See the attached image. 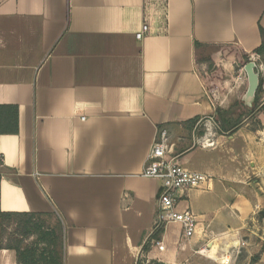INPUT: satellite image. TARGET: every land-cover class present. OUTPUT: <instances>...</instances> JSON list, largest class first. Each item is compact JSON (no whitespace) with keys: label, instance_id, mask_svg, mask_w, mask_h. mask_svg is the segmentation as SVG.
Masks as SVG:
<instances>
[{"label":"crops","instance_id":"crops-1","mask_svg":"<svg viewBox=\"0 0 264 264\" xmlns=\"http://www.w3.org/2000/svg\"><path fill=\"white\" fill-rule=\"evenodd\" d=\"M261 29L264 0H0V105L19 110V133L0 135V209L17 216L0 264H182L240 233L264 208V114L249 115L236 60L219 63L217 103L197 62L228 45L252 54ZM239 107L241 126L220 134L217 109ZM161 129L210 181L181 195L196 235L169 224L156 247L162 183L142 173Z\"/></svg>","mask_w":264,"mask_h":264},{"label":"built area","instance_id":"built-area-1","mask_svg":"<svg viewBox=\"0 0 264 264\" xmlns=\"http://www.w3.org/2000/svg\"><path fill=\"white\" fill-rule=\"evenodd\" d=\"M148 31V26H144L143 31L137 34V39L141 40ZM259 68L261 74L264 75V65H260ZM242 72L244 73V70ZM244 75L246 77L245 73ZM198 145L210 149L215 147V142L210 138L203 137L202 140L198 141ZM171 146L168 132L165 129L159 130L142 173L143 177L155 179L162 183L158 197L159 213L150 237L156 247H161L163 241L154 239V237L161 235L169 224H180L183 229V238L186 241L191 240L196 235L197 216L190 207L184 210L179 209L181 195L202 188L210 179L207 175L192 172L185 168L179 158L173 156Z\"/></svg>","mask_w":264,"mask_h":264},{"label":"trees","instance_id":"trees-1","mask_svg":"<svg viewBox=\"0 0 264 264\" xmlns=\"http://www.w3.org/2000/svg\"><path fill=\"white\" fill-rule=\"evenodd\" d=\"M262 36V45L255 50L252 54L246 53L238 45H228L221 48L217 56H213L204 60L203 62L209 63V70L201 74L203 81L207 87L208 93L211 96L212 100L217 103L219 93L222 88V82L224 78L223 70L221 69L219 63L222 60L232 59L236 60L241 67L247 65L252 56L257 57V62L264 65V30L261 29ZM202 44L196 42L195 47H201ZM264 93V78L261 76V83L259 90L257 92L256 100L254 103V108L248 110L249 115L253 116L255 113L260 112L264 114V104L261 102V96ZM240 105H243L240 103ZM239 106V105H238ZM217 119L216 123L219 128L220 134L232 133L234 130L239 128L243 121V114L240 115L238 119H232L231 111H223L217 109ZM197 120L192 121V125L197 123ZM19 133V110L17 106L10 105H0V135H17ZM202 134V133H201ZM1 183V177H0ZM16 218V215L5 214L0 209V229H5L4 225L13 218ZM28 227L25 226L24 230L21 225L18 224L17 231L24 235H28L26 231ZM31 233V232H30ZM159 235L155 236V239H158ZM21 244V242H19ZM150 246L145 247L144 252L149 251ZM259 257V256H258ZM257 257V258H258ZM145 261H142L139 264H145Z\"/></svg>","mask_w":264,"mask_h":264},{"label":"rangeland","instance_id":"rangeland-1","mask_svg":"<svg viewBox=\"0 0 264 264\" xmlns=\"http://www.w3.org/2000/svg\"><path fill=\"white\" fill-rule=\"evenodd\" d=\"M208 58L211 56L203 55L197 63L209 68V63L203 62ZM206 72L205 70L204 73ZM262 98L263 96H261V101ZM237 110L241 112L236 114ZM236 111H233L234 118L231 117L232 119H238L241 113L247 114V110L242 107L237 108ZM258 114L260 112H257L254 117L257 118ZM4 236L6 235L0 230V244ZM227 237L228 240L217 237L209 239L196 252L191 250L190 256L182 264H264V208L260 207L258 212L245 221L240 233L231 232Z\"/></svg>","mask_w":264,"mask_h":264},{"label":"water","instance_id":"water-1","mask_svg":"<svg viewBox=\"0 0 264 264\" xmlns=\"http://www.w3.org/2000/svg\"><path fill=\"white\" fill-rule=\"evenodd\" d=\"M244 72L247 76L248 89L243 97V103L250 108L254 107L257 92L261 83V70L258 63L252 59L244 66Z\"/></svg>","mask_w":264,"mask_h":264}]
</instances>
